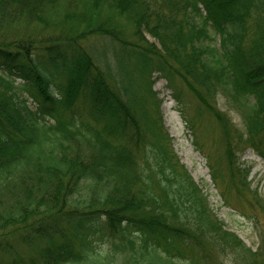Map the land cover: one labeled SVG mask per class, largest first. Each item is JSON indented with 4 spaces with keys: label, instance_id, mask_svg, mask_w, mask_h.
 Wrapping results in <instances>:
<instances>
[{
    "label": "trees",
    "instance_id": "1",
    "mask_svg": "<svg viewBox=\"0 0 264 264\" xmlns=\"http://www.w3.org/2000/svg\"><path fill=\"white\" fill-rule=\"evenodd\" d=\"M19 24L51 33H5ZM154 73L185 83L229 145L225 98L246 124L238 145L264 158V0H0V264H112L94 243L116 234L137 236L135 264H180L188 240L260 263L150 126Z\"/></svg>",
    "mask_w": 264,
    "mask_h": 264
},
{
    "label": "rangeland",
    "instance_id": "2",
    "mask_svg": "<svg viewBox=\"0 0 264 264\" xmlns=\"http://www.w3.org/2000/svg\"><path fill=\"white\" fill-rule=\"evenodd\" d=\"M40 26L19 24L6 28L5 33L13 35L21 32V36L25 39L43 41L42 36L51 33L49 30L51 28ZM146 37L150 42L158 44L157 40L151 36ZM94 38L90 39L91 42L94 45V42H97L100 47L103 40ZM129 67L131 69V66ZM153 81V91L156 93L159 104L156 103L155 107L151 103L146 106L151 115L149 116L150 126L158 132L161 131L162 135L167 134L166 143L175 154L179 169L183 165L191 174L206 198L210 211L225 224V229L235 233L247 247L255 252L262 247L259 251L260 263L257 262V264H264V212L256 204L255 196L248 190L240 189L236 175L237 166L248 170L250 189L257 190L259 196L264 199V160L253 147L238 145L240 142L238 132H245L246 127L242 114L238 109L230 108L225 98L218 99L217 107L224 117L222 119L229 122L228 145L224 129L205 111L185 83L179 79L175 81L176 91L181 89L183 93L178 101L175 98L177 94L175 89L163 77H159L158 73H154ZM22 83L21 80H15L14 90L28 97L30 103H34L29 91L21 88ZM146 87L147 83L139 87L138 92L142 94ZM148 99L154 103L151 97ZM158 120L163 129L160 125L158 127ZM150 139L154 141L152 137ZM230 147L237 158L235 167L231 165ZM129 239L134 240V245H138L137 236L130 234L125 238L119 234L115 237L100 235L95 239L94 244L99 256H108L112 264L125 262L135 264L133 259L135 247L130 246ZM187 242L194 244L193 247H196V250H194L195 253L193 252L194 255L187 250L186 260H177L180 264H193V262L195 264H242V257L229 248L221 253L210 242L207 244L208 247H205L202 242L198 243L197 240ZM46 243L45 239H38L36 243L23 247L22 252L25 256H36L37 250L43 248Z\"/></svg>",
    "mask_w": 264,
    "mask_h": 264
}]
</instances>
